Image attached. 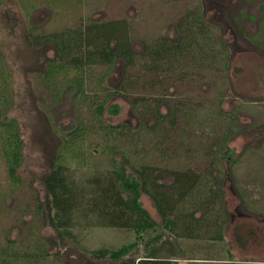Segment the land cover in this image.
<instances>
[{"label": "rangeland", "instance_id": "rangeland-1", "mask_svg": "<svg viewBox=\"0 0 264 264\" xmlns=\"http://www.w3.org/2000/svg\"><path fill=\"white\" fill-rule=\"evenodd\" d=\"M122 18H127L129 25L113 26L100 36L98 43L104 47L107 40L119 55L113 62L114 70L104 82L108 89L122 85L128 94L133 91L149 97L153 91L142 88L149 79L142 65L145 62L140 59L143 45L164 35L175 37L176 29L185 31L186 37H207L203 50L192 47L193 51L179 60L181 64L188 63L189 69L209 47L215 51L218 44L226 45L231 55L226 78L224 61L218 58L219 66L212 67L217 71L208 72L205 80H193L189 85L168 89L167 98L173 108L180 107L178 103L184 101L195 110L192 111L194 119L185 123L184 116L177 132L169 133L164 144L157 143L161 139L158 136L144 131L140 132L138 141L130 137L120 140L123 151L136 167L192 169L208 175L205 170L209 162L208 145L220 141L227 131L226 126L230 127L229 122H236V132L232 129L236 134L228 143L232 159L225 160L222 168L225 172L214 173L227 178L224 190L228 213L220 217L224 240H176L164 229L152 200L143 196V206L160 224L144 236V242L162 234L156 244L173 248L172 257L178 261L173 264H264V0H0V53L13 74L15 95L10 117L19 121L25 143V163L19 172L24 185L19 188L9 179L0 149V248L6 247L9 240L16 241L14 248L21 251L35 248L34 233H38L32 212L35 196L46 197L45 177L50 172L54 153L63 145L62 136L77 115L84 112L83 116L88 117L87 109L81 110V105L74 103L71 95L56 104L52 93L44 86L46 63L54 60L56 53L52 43L43 45L39 40L48 34L62 35L82 28L92 20L110 22ZM215 28L223 36L221 41ZM128 29L132 37H116L117 33ZM30 32L33 35L30 36ZM208 37H212L210 45H207ZM129 38L135 42L134 49L139 56L136 65L140 68L130 72L127 81ZM109 58L112 60L111 56ZM144 73L145 78L141 77ZM129 85L133 88L128 89ZM215 87L222 93H217ZM155 93L164 94L160 87ZM109 104H117L120 111L117 115L105 113L107 122L127 123L133 130L139 128V119L122 94ZM180 140H184L183 144ZM106 145L108 142L100 136H91L83 150L85 167L73 158L68 159L69 175L78 186L94 174L104 175L110 171V155L103 153ZM170 181L168 178L164 183ZM183 207L188 212L193 206L186 202ZM77 215L73 229L77 243L60 241L52 227L43 230L41 240L49 239L54 245L49 249L51 256L42 264H115L109 258L95 260L84 250H117L136 242L134 231L88 227L83 213ZM25 222L31 226H25Z\"/></svg>", "mask_w": 264, "mask_h": 264}, {"label": "trees", "instance_id": "trees-1", "mask_svg": "<svg viewBox=\"0 0 264 264\" xmlns=\"http://www.w3.org/2000/svg\"><path fill=\"white\" fill-rule=\"evenodd\" d=\"M116 25V21L91 22L82 28L70 30L71 32L62 35L48 34L39 40L43 45L52 43L56 53L54 60L46 63L44 86L52 93L56 104H60L65 96L71 95L73 102L81 105V110L87 109L88 117L83 116L84 112L77 115L71 127L62 136L63 145L54 153L50 172L45 177L46 197L41 199L35 196L32 212L38 233H34L33 242L37 245L33 249L21 251L14 248L13 244H16V241L9 240L6 247L0 248V264H42L47 260L51 256L49 249L54 242L49 239L41 240V233L46 227H52L60 241L69 240L77 243L73 229L76 227L78 213H83V219H86L88 227L125 229L134 231L137 235L136 242L117 250L107 248L84 250L93 259L109 258L115 264H171L169 257L161 255L172 254L174 251L168 252L164 247L153 246V243H158L162 238V234L145 241L143 250L139 248V242H144V236L160 226L143 206L141 202L143 196H148L152 200L163 220L164 229L169 230L176 240L178 238L224 240L220 217L227 212L224 190L227 178H223L222 175L217 177L214 173L225 172L222 164L225 160L232 159L228 143L236 134L234 133L236 122H229L230 127L226 126L227 131L223 138H219L220 141H212L208 149L205 146L210 152L207 155L208 168L205 169L208 175L192 169L136 167L123 151L120 140L130 137L131 140L138 141L140 132L144 131L146 134L161 138L157 142L161 145L169 139V133L177 132L184 116L187 118L185 123H190L194 119L192 111L195 110L192 104L180 101L178 103L180 107L173 108L167 98L168 89L177 80L179 83L205 80L208 72L217 71L212 67L219 66L218 58L224 61L223 73L226 78L231 57L229 47L218 44L215 51L209 47V51L197 56V61L189 69L188 63L181 64L179 60L185 59L197 43L201 44L196 47L203 50L207 37L191 39L184 36L185 31L181 30L179 32L181 37L176 40L160 37L145 43L140 59L145 62L141 64L145 65V73L147 72L149 79L142 88L148 87L147 89L153 92L149 97L138 92L139 95H136L133 91L128 94L122 85H118L116 89H108L104 85L110 76L113 62L119 55H115L114 48L107 44V40L104 47L98 43L100 36H104ZM31 35L33 33L30 32ZM218 38L222 40V37ZM211 43L212 37H208L207 45ZM128 56L129 67L125 73L127 81L130 79L129 73L140 68L136 65L139 56L131 51V47ZM145 73L141 77L145 78ZM12 78L13 74L7 66L5 56L0 53V149L9 179L19 188L24 185L19 172L25 163V143L19 121L10 117V111L15 105ZM130 85L128 89L133 88ZM158 87L162 88L163 95L155 93ZM214 89L217 93H222L221 89L217 87ZM121 94L130 102L132 112L139 119L140 125L136 130L127 123L113 125L105 120V113L112 115L119 113V106L109 103ZM91 136H100L108 142L103 148V153L110 155L112 168L104 175L94 174L78 186L71 179L66 163L69 158H73L81 167H85L83 150ZM183 141L180 140V143L183 144ZM214 148H218L217 152L213 151ZM118 156H121L120 160L117 159ZM128 167L132 170L129 171ZM168 178L171 181L164 183ZM186 202H191L193 206L187 210L188 212L183 207ZM216 206H219V209ZM24 224L31 226L28 222ZM200 230L204 233L201 234Z\"/></svg>", "mask_w": 264, "mask_h": 264}, {"label": "flooded vegetation", "instance_id": "flooded-vegetation-1", "mask_svg": "<svg viewBox=\"0 0 264 264\" xmlns=\"http://www.w3.org/2000/svg\"><path fill=\"white\" fill-rule=\"evenodd\" d=\"M189 14V13H188ZM197 15H199V14H197ZM201 16V15H200ZM201 19L202 20H204L203 19V17H201ZM113 21H116V23L117 24H128L129 25V23H128V19L127 18H122V19H114ZM105 23V21L104 20H96V21H94V20H92V21H89L88 23ZM109 22V21H108ZM111 22V21H110ZM87 25V24H86ZM190 25V24H189ZM129 29H130V27H129ZM129 29H128V31L127 30H123V33L122 34H120V33H117L116 34V37H132V35H131V33H130V31H129ZM216 29V31H217V34H218V36L219 37H223L222 35H221V33L219 32V30L217 29V28H215ZM180 30H178V29H176V36L175 37H170V36H168V35H164V36H161V37H169V38H171V39H178L179 37H181V35H180ZM201 32V31H200ZM202 33V32H201ZM203 35V34H202ZM192 38H194V37H191V39ZM131 39L129 38L128 39V44L130 45V47H131V51L134 53V54H138L136 51H135V49H134V47H135V42L132 40V41H130ZM193 44V43H192ZM197 46V45H196ZM195 45L193 46V49L196 47ZM113 47H115V46H113ZM144 45H143V50H144ZM143 50H142V52L141 53H143ZM114 51H115V48H114ZM129 51V50H128ZM193 51V50H192ZM115 55H118L117 53H116V51H115ZM121 55H124L122 52H121ZM128 55H129V52H128ZM127 55V56H128ZM118 60V58L116 57V61ZM115 61V62H116ZM126 69V68H125ZM114 70V65H113V68H111V73H112V71ZM127 70V69H126ZM125 72H127V71H125ZM191 82H189V81H187V82H184V83H176V84H173L172 86H170V88H175L177 85H180V84H186V85H189L190 83H193V80H190ZM225 163V162H224ZM224 163L222 164V166L224 165Z\"/></svg>", "mask_w": 264, "mask_h": 264}, {"label": "crops", "instance_id": "crops-1", "mask_svg": "<svg viewBox=\"0 0 264 264\" xmlns=\"http://www.w3.org/2000/svg\"><path fill=\"white\" fill-rule=\"evenodd\" d=\"M143 241H140L139 242V248L141 249V250H143L144 248H145V245H146V242H143ZM153 246H157V244L156 243H153ZM158 247V246H157ZM161 247H163V246H161ZM159 248V247H158ZM166 249L168 250V252L170 251H172V249L173 248H171V249H169V248H164V250L166 251ZM172 255H173V253L172 254H167V255H165V254H162L161 255V257H169L170 258V261H172V263L171 264H173V263H177L178 261L177 260H175V259H173V257H172ZM145 256V255H144ZM140 260V259H139ZM193 260H191V262H192Z\"/></svg>", "mask_w": 264, "mask_h": 264}]
</instances>
